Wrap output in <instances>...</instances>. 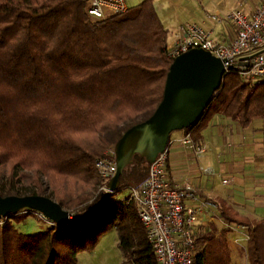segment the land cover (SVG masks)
<instances>
[{
  "label": "trees",
  "instance_id": "16d2710c",
  "mask_svg": "<svg viewBox=\"0 0 264 264\" xmlns=\"http://www.w3.org/2000/svg\"><path fill=\"white\" fill-rule=\"evenodd\" d=\"M87 4L0 0V195H46L49 189L71 215L65 225L50 222L32 234L16 224L33 211L8 215L0 224V264H75L77 253L111 227L132 264H156L130 194L116 198L121 189L139 186L149 163L134 154L118 187L93 209L103 193L95 195L102 184L95 163L115 158L123 132L160 102L172 61L168 31L152 0L104 19L91 17ZM210 113L243 128L254 120L264 124V79L230 71L199 121L183 130L197 139L192 133ZM214 203L228 226L193 229L191 264H231L228 237L237 225L248 235L238 255L247 264H264V217L245 219L224 201Z\"/></svg>",
  "mask_w": 264,
  "mask_h": 264
},
{
  "label": "built area",
  "instance_id": "2783aa9c",
  "mask_svg": "<svg viewBox=\"0 0 264 264\" xmlns=\"http://www.w3.org/2000/svg\"><path fill=\"white\" fill-rule=\"evenodd\" d=\"M127 9L126 0H88L87 4L88 14L95 19L123 14ZM212 18L217 20L215 15ZM223 18L230 20L236 29V36L229 43L213 40L209 32L199 25L186 22L180 27L181 32L173 43L167 45V55L173 59L190 49L199 48L222 61L225 75L236 71L244 79H264V0H260L250 16L241 10L231 9ZM178 143L189 149L195 157L206 151L204 142L195 139L190 133H184ZM167 156L166 146L149 163L146 178L137 188L130 189V197L134 201L136 216L144 226L146 237L153 248L156 264H191L195 222L200 217L215 212L217 208L209 199H198L190 184L173 183L168 178ZM95 166L102 179L100 188L108 191V181L116 171L115 158H98ZM200 169L212 172L210 168ZM228 182L229 179H222V183ZM113 198L114 196L111 200ZM186 199L198 200V203L185 207ZM5 218H0V224ZM230 228L244 232L241 234L240 231V240L248 239L245 225ZM238 240L239 238L234 239L239 245Z\"/></svg>",
  "mask_w": 264,
  "mask_h": 264
},
{
  "label": "crops",
  "instance_id": "0c3cea01",
  "mask_svg": "<svg viewBox=\"0 0 264 264\" xmlns=\"http://www.w3.org/2000/svg\"><path fill=\"white\" fill-rule=\"evenodd\" d=\"M193 1L195 4L192 3ZM152 2L158 17L168 31L167 45L173 43L181 32L180 27L186 22L199 25L209 32L213 40L227 44L235 38L236 29L230 20L223 18L224 14L231 9H238L250 16L260 0H171L170 3L180 2L185 6L183 18L178 13L166 15L167 0H152ZM214 15L217 16V20L212 18ZM184 133L186 132L183 129L176 130L169 136L166 165L168 178L173 183L190 184L195 189L198 199L224 201L240 217L263 218V122L254 120L248 127L243 128L229 117L210 113L201 126L192 133L206 146V151L199 157H195L189 149L178 143V139ZM200 167L210 168L212 172H203ZM223 178L229 179V182L222 183ZM197 203L198 200L189 199L184 202L185 207L195 206ZM200 218L195 222L194 228L208 223H214L219 227L227 225V221L218 215L217 209ZM240 236L239 232L232 230L228 237L230 251L232 245L229 240Z\"/></svg>",
  "mask_w": 264,
  "mask_h": 264
},
{
  "label": "water",
  "instance_id": "95a60500",
  "mask_svg": "<svg viewBox=\"0 0 264 264\" xmlns=\"http://www.w3.org/2000/svg\"><path fill=\"white\" fill-rule=\"evenodd\" d=\"M222 61L203 49L194 48L174 57L166 73L162 98L153 113L123 132L114 145L116 171L108 181L98 207L118 187L119 177L134 154L151 163L163 151L171 132L199 121L214 92L222 86ZM23 209L38 212L53 224L65 225L71 215L54 199L45 195H0V218Z\"/></svg>",
  "mask_w": 264,
  "mask_h": 264
},
{
  "label": "rangeland",
  "instance_id": "374dc122",
  "mask_svg": "<svg viewBox=\"0 0 264 264\" xmlns=\"http://www.w3.org/2000/svg\"><path fill=\"white\" fill-rule=\"evenodd\" d=\"M141 1L142 0H126V3L129 7H132ZM170 1L167 0L168 4L166 5V15L170 16V14L178 13L180 17L183 18L184 17L183 11L185 6H183L180 2L179 3L171 2L172 3L171 4ZM192 3L195 4V1H193ZM170 21H172V19ZM100 186L101 184L96 189L95 195H97L99 192H104L100 188ZM45 194H46L45 196H47V194H50L49 189H47ZM128 194H130L129 189L124 188L117 192L116 198L120 199L128 196ZM50 198L54 199V196L50 194ZM49 224L50 221L44 219L40 213L33 211V212H29V214H26V216L22 219V221L16 224V228L20 232L32 234L44 230ZM240 231L241 230H239V233L241 232H242L241 234L244 233L243 231L241 232ZM240 237H238L239 245H244L245 240L243 238L242 240H240ZM229 241L232 245L231 246L232 247L231 255L233 258L232 264H247L244 257H240L238 255L239 245L234 240H229ZM75 264H132V263L125 257L123 251L119 246V236L116 229L114 227H111L101 232L96 237V241L94 244H92V246H90L89 248H84L77 253Z\"/></svg>",
  "mask_w": 264,
  "mask_h": 264
}]
</instances>
